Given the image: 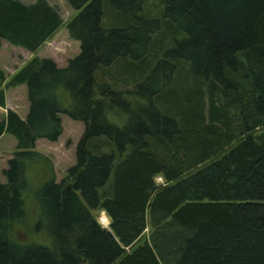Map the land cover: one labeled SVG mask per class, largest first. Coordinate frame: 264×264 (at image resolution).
Wrapping results in <instances>:
<instances>
[{
  "label": "trees",
  "instance_id": "16d2710c",
  "mask_svg": "<svg viewBox=\"0 0 264 264\" xmlns=\"http://www.w3.org/2000/svg\"><path fill=\"white\" fill-rule=\"evenodd\" d=\"M67 1L77 54L0 67V105L19 84L29 98L0 118L17 139L0 264H264V0ZM63 24L50 0H0V48L35 51ZM63 113L85 126L38 192L52 242L22 241L28 166L49 160L36 144L60 137Z\"/></svg>",
  "mask_w": 264,
  "mask_h": 264
},
{
  "label": "rangeland",
  "instance_id": "374dc122",
  "mask_svg": "<svg viewBox=\"0 0 264 264\" xmlns=\"http://www.w3.org/2000/svg\"><path fill=\"white\" fill-rule=\"evenodd\" d=\"M25 1L31 2L34 0ZM50 2L59 7L61 15L64 19V24L61 25L58 32L56 31V34L44 42L43 45L35 51H31L21 45L3 40L0 49V67L2 65L6 66V71L10 74L7 75L6 73L7 79L36 54L40 56H52L56 59L59 65H65L69 57L74 56L79 52L80 41L73 39L69 35V30L66 26L67 20L75 13V9L67 0H50ZM24 86L7 88L6 93L8 92L10 101L7 102V106L5 108L0 106V118L4 116L8 107L15 109L18 113L20 112L19 114L22 116H26L29 108V98L27 87L26 85ZM62 97L66 102L70 100L69 95L66 92L62 93ZM62 117L64 130L60 137L57 140L39 138L36 144V149L47 155L49 160L47 161L42 159L29 163L27 170L29 187L26 189L24 194L26 213L23 219L15 221L12 226V233L19 240L39 241L50 244L52 242V236L46 227L47 223L42 214L38 192L40 190V186L52 176H54L56 180H61L65 177L68 167L75 163L76 146L85 126L82 120L74 119L66 113H63ZM16 149V137L10 132H5L0 139L1 180H6L4 168L7 167L8 159L13 156ZM157 180L161 181L162 177L158 176ZM92 211L97 216L100 223L104 226H109L110 218L106 225L102 221V214L104 213L105 215L107 214L106 212L103 210ZM40 219L41 222H39ZM38 222L41 223L39 227H37Z\"/></svg>",
  "mask_w": 264,
  "mask_h": 264
},
{
  "label": "crops",
  "instance_id": "0c3cea01",
  "mask_svg": "<svg viewBox=\"0 0 264 264\" xmlns=\"http://www.w3.org/2000/svg\"><path fill=\"white\" fill-rule=\"evenodd\" d=\"M57 32H58V30H57ZM56 32V33H57ZM55 33V34H56ZM1 49V48H0ZM2 68H4L5 69V71H6V66H4V65H2L1 66ZM13 71V70H12ZM6 73H7V75H10L7 71H6ZM13 73V72H12ZM25 84H19V85H17V86H11V87H18V86H24ZM25 87V86H24ZM10 101V98H9V96H8V92H7V102H9ZM1 106V105H0ZM1 107H3V106H1ZM5 108V107H4ZM6 113V112H5ZM5 113H4V115H5ZM20 113V112H19ZM27 114V113H26ZM21 115V114H20ZM22 116V115H21ZM22 117H25V116H22ZM3 136V135H2ZM2 136L0 137V139L2 138Z\"/></svg>",
  "mask_w": 264,
  "mask_h": 264
},
{
  "label": "bare ground",
  "instance_id": "6f19581e",
  "mask_svg": "<svg viewBox=\"0 0 264 264\" xmlns=\"http://www.w3.org/2000/svg\"><path fill=\"white\" fill-rule=\"evenodd\" d=\"M105 215H106V214H105ZM105 215H104V213L102 214V221H103V222L105 223V225H106V224L109 222V221H108L109 219H107L108 217H106L107 215H106V216H105Z\"/></svg>",
  "mask_w": 264,
  "mask_h": 264
}]
</instances>
